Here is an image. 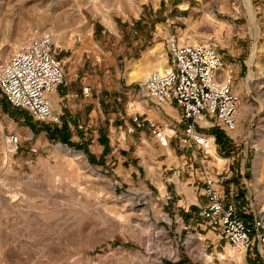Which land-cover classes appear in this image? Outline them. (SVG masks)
I'll return each instance as SVG.
<instances>
[{
    "label": "rangeland",
    "instance_id": "1",
    "mask_svg": "<svg viewBox=\"0 0 264 264\" xmlns=\"http://www.w3.org/2000/svg\"><path fill=\"white\" fill-rule=\"evenodd\" d=\"M35 27L56 33L57 89L77 95L52 103L56 122L0 95V264H264L232 252L189 205L208 172L227 195L233 185L240 215L264 212V0H0L5 52ZM171 34L210 41L250 99L236 130H209L205 156L176 135L161 146L127 131L133 112L154 117L141 82L168 59ZM137 61L145 74L131 81Z\"/></svg>",
    "mask_w": 264,
    "mask_h": 264
},
{
    "label": "built area",
    "instance_id": "2",
    "mask_svg": "<svg viewBox=\"0 0 264 264\" xmlns=\"http://www.w3.org/2000/svg\"><path fill=\"white\" fill-rule=\"evenodd\" d=\"M166 43L167 67L149 72L141 82V90L155 104L176 106L184 124L180 131L171 127L167 132L152 116L133 112L127 131L147 125L159 145L168 146L176 135L180 144L201 150L205 156L216 147L210 129L219 126L230 132L238 128L243 97L231 73L225 71L222 55L210 41H179L171 34ZM56 47L53 30L39 27L28 30L8 52L6 45L0 46V95L13 108L55 122L59 121V113L54 111L50 96L65 80ZM82 94L89 95L88 86H83ZM5 137L9 146H17V134L10 132ZM203 186L205 201L197 217L226 240L232 252L264 258V212L252 218L240 215L232 197L234 189L230 187L227 195L219 189L217 176L208 172Z\"/></svg>",
    "mask_w": 264,
    "mask_h": 264
},
{
    "label": "crops",
    "instance_id": "3",
    "mask_svg": "<svg viewBox=\"0 0 264 264\" xmlns=\"http://www.w3.org/2000/svg\"><path fill=\"white\" fill-rule=\"evenodd\" d=\"M157 45L159 46V44H157ZM158 46H154V47L150 48L149 51H148V53L149 54H154L155 52H158ZM159 56H160L161 59H160V61H158L156 63V66H158V68H156V69L157 70H160V69L161 70H164V68L166 67V65H165L166 58H163V55H161V54ZM153 69H151V70H153ZM144 74H145V72H142L141 71V74L139 76H142ZM234 82H235V77H234ZM235 86H236L237 90L241 93V95L243 97V108H244L243 114H244V111H245V103L247 101H249L250 99L248 97H244L243 91L241 92V90L239 89V83H235ZM71 95H77V93H74L73 91H71L69 89L68 90H66V89H56L52 93V96H50V97H51L52 102H56V99L57 98H59V99L65 98L66 100H68ZM146 102H147V104H150L151 105L152 108H149L148 110H149V112L151 114L154 115L153 118L157 121L158 126H160V127L170 126L173 129H175L177 131H180V129L182 128V126L184 124V120L181 118L180 111H179V109L176 106H174L172 104H162V105H158V104H155L154 102H152L147 97H146ZM147 113H146V115L150 116ZM142 115H145V114L142 113ZM149 130L151 131L150 127L147 126V125L144 126L143 128H140L138 130V132H139L138 133L139 134V138L142 141L144 140V137L146 136V134H147V132ZM187 147L189 148V146H187ZM193 172H195L197 174L198 178H199L198 170L197 169L196 170H191V173H193ZM200 172H202V169H201ZM230 187L233 188V185L230 186ZM230 187H229V189H230ZM192 188H194V186ZM197 188H198V186L195 187L194 189H197ZM219 189L224 192V189L222 188V186H220ZM224 193H226V191ZM195 194H196L195 198H196L197 202L196 203H190L189 205L196 206V208H195L196 209L195 214H197V212L199 211V205H200V202L198 200V197L200 195L203 196V194L200 191H198V193L195 192ZM199 199L202 200V198H199ZM204 200H205V197H204Z\"/></svg>",
    "mask_w": 264,
    "mask_h": 264
},
{
    "label": "bare ground",
    "instance_id": "4",
    "mask_svg": "<svg viewBox=\"0 0 264 264\" xmlns=\"http://www.w3.org/2000/svg\"><path fill=\"white\" fill-rule=\"evenodd\" d=\"M249 1V0H248ZM251 3V2H250ZM249 3V4H250ZM247 4H248V2H247ZM251 7V6H250ZM250 7H248L249 9H250ZM252 16V15H251ZM254 16V15H253ZM54 32V31H53ZM58 37V36H57ZM60 39H61V37L60 38H58L57 39V43L59 42V44H60ZM54 40H56V33L54 32ZM59 40V41H58ZM3 43H0V45H2ZM62 44V43H61ZM4 45V44H3ZM13 47V46H12ZM8 47H6L5 49H7ZM9 51V50H8ZM254 53H255V48H253V50H252V55H251V60H252V57L254 56ZM254 59V58H253ZM166 62H167V60H166ZM252 62V61H251ZM254 62V61H253ZM134 66H133V69H131L129 72H128V74H127V77H128V79L129 80H136V79H140L141 78V76H139L140 74H139V62L137 61V62H135L134 64H133ZM166 68V67H165ZM164 68V69H165ZM157 70V69H156ZM159 71H162L161 69L159 70ZM148 74V73H147ZM146 74V75H147ZM253 74H252V71L250 72V77L252 76ZM252 78V77H251ZM52 95V94H51ZM51 102H52V100H51ZM53 103V102H52ZM250 103V102H249ZM248 106H249V104H248ZM250 107H253V105L252 104H250ZM168 132H169V130H168ZM61 149H63V150H65L67 153H69V154H71V155H74L77 159H81L82 157L80 156V155H78L76 152H74V151H72L71 149H68L67 147H60ZM211 149H214V147H212ZM210 149V150H211ZM211 152V151H210ZM259 158H261L260 157V155H259ZM90 171H92V169H89ZM93 173V172H92ZM164 219L165 220H168L167 219V217L165 216L164 217ZM241 254V253H240ZM237 259L238 260H241L242 261V259H243V256L242 255H239L238 257H237Z\"/></svg>",
    "mask_w": 264,
    "mask_h": 264
}]
</instances>
